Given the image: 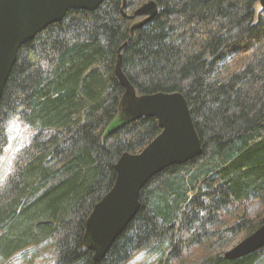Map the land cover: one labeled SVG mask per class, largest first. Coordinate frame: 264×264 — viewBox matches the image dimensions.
Returning <instances> with one entry per match:
<instances>
[{
  "label": "trees",
  "instance_id": "16d2710c",
  "mask_svg": "<svg viewBox=\"0 0 264 264\" xmlns=\"http://www.w3.org/2000/svg\"><path fill=\"white\" fill-rule=\"evenodd\" d=\"M149 2L157 16L131 31L143 20L134 12ZM259 2L127 0L123 10L122 0H106L94 12H68L23 45L0 100V157L11 119L34 135L0 183V261L54 240V264H98L86 223L113 188L122 155L161 133L156 118H142L105 136L125 94L115 73L124 47L122 72L137 96L183 95L203 153L145 186L102 264H127L143 250L158 255L156 264H260L264 249L236 260L216 252L264 225ZM252 201L262 206L255 217ZM202 247L209 253L186 259Z\"/></svg>",
  "mask_w": 264,
  "mask_h": 264
},
{
  "label": "water",
  "instance_id": "95a60500",
  "mask_svg": "<svg viewBox=\"0 0 264 264\" xmlns=\"http://www.w3.org/2000/svg\"><path fill=\"white\" fill-rule=\"evenodd\" d=\"M106 0H0V100L18 53L27 42L60 23L70 11H96ZM122 9H126L127 0ZM264 9V0H260ZM158 14L155 2H149L134 12L143 18L131 31L143 27ZM124 48V47H123ZM121 48L115 68L116 76L125 88L118 114L105 130L111 136L123 127L142 118H156L161 133L140 153H125L116 164L117 178L113 188L95 206L87 223L89 249L102 264L114 242L121 236L140 210V196L145 186L172 166H182L203 153L188 104L180 93L137 96L125 78ZM264 249V225L224 254L236 260Z\"/></svg>",
  "mask_w": 264,
  "mask_h": 264
},
{
  "label": "rangeland",
  "instance_id": "374dc122",
  "mask_svg": "<svg viewBox=\"0 0 264 264\" xmlns=\"http://www.w3.org/2000/svg\"><path fill=\"white\" fill-rule=\"evenodd\" d=\"M255 10L257 15L262 12L263 9L260 3L256 5ZM33 135L34 131L28 128L19 119L13 118L10 120L7 126L8 144L0 157V183H2L3 179L8 175L16 155L28 144ZM247 207L250 209L251 217H255V215L262 210V206L258 201L250 202L247 204ZM227 221H231L230 223H232L233 216ZM227 221L224 222L222 228H225ZM244 237L245 236L242 233L229 237L226 245H222V247L217 249L216 252H220L224 255L226 252L237 246ZM53 241L54 240L48 241L41 246L27 249L26 251L15 255L8 261H0V264H54L55 256ZM208 253L209 252L206 248H198L186 254V259L188 261H197ZM157 260L158 255H156V253L143 250L135 253L127 264H156ZM260 264H264V252L262 253Z\"/></svg>",
  "mask_w": 264,
  "mask_h": 264
}]
</instances>
